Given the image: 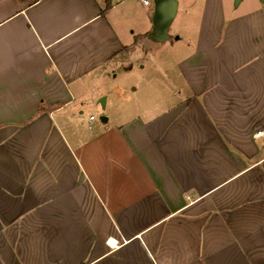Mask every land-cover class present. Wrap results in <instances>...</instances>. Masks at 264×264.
<instances>
[{"label": "crops", "instance_id": "1", "mask_svg": "<svg viewBox=\"0 0 264 264\" xmlns=\"http://www.w3.org/2000/svg\"><path fill=\"white\" fill-rule=\"evenodd\" d=\"M143 1L0 0V264H264V0H203L160 110Z\"/></svg>", "mask_w": 264, "mask_h": 264}, {"label": "rangeland", "instance_id": "2", "mask_svg": "<svg viewBox=\"0 0 264 264\" xmlns=\"http://www.w3.org/2000/svg\"><path fill=\"white\" fill-rule=\"evenodd\" d=\"M139 1L142 2L143 0ZM185 3L188 8H191L186 13L179 8L177 15L170 24L167 32L168 38L166 40L158 41L152 34L150 35V40L156 41V44H160L158 42H164L161 43L163 44L162 47L156 45L144 49L143 46H137L134 47L135 49L131 52L129 56L130 60L126 58V67L131 65L132 69L128 70L126 68V76L124 80L121 81L125 83L126 98L136 94L137 98H135V100L140 106H147L150 108L153 106L155 109L160 110L166 109L171 105L169 95H166L165 91L161 92L162 89L161 91L159 90L160 83L158 79L155 78V73L165 70L164 63L167 62V59L169 60L171 57H174L176 60L177 56L180 58L182 54L185 53L180 48V44L178 45L174 41L177 40L176 38L178 37H181L182 40H186L187 35H189V24L200 23L203 0H185ZM259 3L260 0H222L224 20L226 21L229 18L247 13L259 6ZM193 33L197 34V31ZM170 42H172L175 47L169 48L171 46ZM162 64L164 67H162ZM113 75L114 74H112V76ZM121 77L123 78L122 74L118 79H121ZM85 113L88 114L87 111H85Z\"/></svg>", "mask_w": 264, "mask_h": 264}, {"label": "water", "instance_id": "3", "mask_svg": "<svg viewBox=\"0 0 264 264\" xmlns=\"http://www.w3.org/2000/svg\"><path fill=\"white\" fill-rule=\"evenodd\" d=\"M177 7V0H153V34L158 41H164L168 38L167 32L171 22L176 16ZM100 102L102 104L104 99Z\"/></svg>", "mask_w": 264, "mask_h": 264}, {"label": "built area", "instance_id": "4", "mask_svg": "<svg viewBox=\"0 0 264 264\" xmlns=\"http://www.w3.org/2000/svg\"><path fill=\"white\" fill-rule=\"evenodd\" d=\"M143 4H144V5H148V4H149V0H144V1H143Z\"/></svg>", "mask_w": 264, "mask_h": 264}, {"label": "trees", "instance_id": "5", "mask_svg": "<svg viewBox=\"0 0 264 264\" xmlns=\"http://www.w3.org/2000/svg\"><path fill=\"white\" fill-rule=\"evenodd\" d=\"M108 8H109V4L106 5V9H108Z\"/></svg>", "mask_w": 264, "mask_h": 264}]
</instances>
